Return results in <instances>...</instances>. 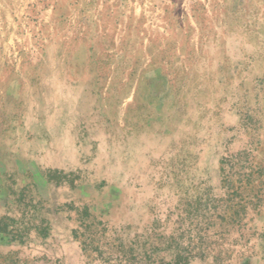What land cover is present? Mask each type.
Wrapping results in <instances>:
<instances>
[{"label": "rangeland", "instance_id": "374dc122", "mask_svg": "<svg viewBox=\"0 0 264 264\" xmlns=\"http://www.w3.org/2000/svg\"><path fill=\"white\" fill-rule=\"evenodd\" d=\"M0 264H264V0H0Z\"/></svg>", "mask_w": 264, "mask_h": 264}]
</instances>
